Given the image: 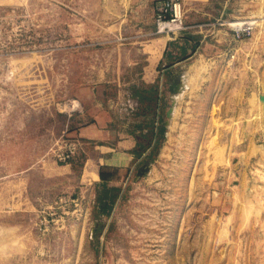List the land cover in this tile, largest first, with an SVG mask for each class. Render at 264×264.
<instances>
[{
    "label": "rangeland",
    "instance_id": "obj_1",
    "mask_svg": "<svg viewBox=\"0 0 264 264\" xmlns=\"http://www.w3.org/2000/svg\"><path fill=\"white\" fill-rule=\"evenodd\" d=\"M132 3L0 0V264H264V0L231 1L228 21L258 26L229 61L137 85L162 98L159 128L112 207L81 159L60 167L71 115L116 103L145 56Z\"/></svg>",
    "mask_w": 264,
    "mask_h": 264
},
{
    "label": "crops",
    "instance_id": "obj_2",
    "mask_svg": "<svg viewBox=\"0 0 264 264\" xmlns=\"http://www.w3.org/2000/svg\"><path fill=\"white\" fill-rule=\"evenodd\" d=\"M156 1L133 0L130 7L136 15L134 33L131 34L137 38L147 37L138 41L147 44L144 50L139 49L145 54L143 59L135 57L127 61L126 65L135 70L128 80L122 81L129 86L119 93L118 101L110 107H105L99 100L84 101V108L69 119V134L80 144L77 159L60 167L64 170L75 169L81 164V159L85 163L82 183L120 189L125 176L136 170L153 148V137L159 128L163 107L162 98L157 105V92L151 87L140 89L137 86L139 83L153 84L163 78L165 84L172 79L174 68L191 60L190 65L194 69L204 66V62L209 63L206 66H212L220 61L218 58L226 61L235 48L231 45L242 43L235 40L231 29L225 24L231 19L232 0H182L186 29L179 35L169 37L155 36ZM182 57L188 58L184 60ZM120 67L123 66L120 64ZM193 73L191 70L189 77ZM133 88L135 92H131ZM155 111L158 112V121L154 123L158 127L150 125ZM86 164V171L90 173L85 172Z\"/></svg>",
    "mask_w": 264,
    "mask_h": 264
},
{
    "label": "built area",
    "instance_id": "obj_3",
    "mask_svg": "<svg viewBox=\"0 0 264 264\" xmlns=\"http://www.w3.org/2000/svg\"><path fill=\"white\" fill-rule=\"evenodd\" d=\"M257 18L225 21L231 29L236 40L249 37L258 26ZM156 32L169 36L175 35L186 29L184 23V10L182 0H157L155 4ZM236 58V53L231 54ZM80 142L75 138L63 139L61 145L55 150L57 159L60 162L71 164L76 159V153Z\"/></svg>",
    "mask_w": 264,
    "mask_h": 264
},
{
    "label": "trees",
    "instance_id": "obj_4",
    "mask_svg": "<svg viewBox=\"0 0 264 264\" xmlns=\"http://www.w3.org/2000/svg\"><path fill=\"white\" fill-rule=\"evenodd\" d=\"M162 129V128H161ZM103 178V171L101 173ZM120 189L119 188H107L103 187V189L98 194V201L101 208H110L116 203L117 198L119 197Z\"/></svg>",
    "mask_w": 264,
    "mask_h": 264
},
{
    "label": "water",
    "instance_id": "obj_5",
    "mask_svg": "<svg viewBox=\"0 0 264 264\" xmlns=\"http://www.w3.org/2000/svg\"><path fill=\"white\" fill-rule=\"evenodd\" d=\"M184 87H185L184 82L180 81V82L176 83L175 85H172L171 90L174 91V92H180V91L184 90ZM260 98L264 102V94H262L260 96ZM173 113H174V108L170 109L168 115L172 116ZM141 173H142V171H139V174H141Z\"/></svg>",
    "mask_w": 264,
    "mask_h": 264
}]
</instances>
